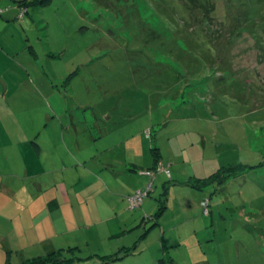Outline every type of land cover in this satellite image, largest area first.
<instances>
[{
  "label": "rangeland",
  "instance_id": "rangeland-1",
  "mask_svg": "<svg viewBox=\"0 0 264 264\" xmlns=\"http://www.w3.org/2000/svg\"><path fill=\"white\" fill-rule=\"evenodd\" d=\"M19 2L18 25L32 47L22 63L33 87L22 90H37L24 99L18 89L17 108L27 114L19 119L37 120L42 97L50 93L54 122L73 117L78 151L104 150V158L122 152L117 138L137 132L136 144L143 139L147 152L152 146L162 152L143 200L148 204L165 200L158 178L166 182L167 170L172 180L194 181L240 166L204 190L208 215L196 207V189L166 183L173 207L164 216L213 218V264H264V0ZM0 9L4 22L7 11L15 12L14 1L0 0ZM32 16L38 31L27 24ZM19 33L9 26L3 35L16 39ZM27 100L35 112L25 111ZM89 122L103 130L94 142ZM24 141L36 152L32 139ZM149 183L130 194L133 202ZM92 231L101 237L81 229L69 243L86 248L89 238L91 246L100 244L101 238L88 236Z\"/></svg>",
  "mask_w": 264,
  "mask_h": 264
},
{
  "label": "crops",
  "instance_id": "crops-1",
  "mask_svg": "<svg viewBox=\"0 0 264 264\" xmlns=\"http://www.w3.org/2000/svg\"><path fill=\"white\" fill-rule=\"evenodd\" d=\"M13 1L15 12L7 11L4 22V15L0 18V264H6L7 257L9 264H24L58 250L66 252L69 248H77L79 255L88 257L79 264H159V258H164L166 264L215 263V256L209 257L217 252L213 242V218L201 215L178 217V212L168 219L164 215L173 203L166 200L165 208L157 217L159 224H151L153 218L149 215L158 211L159 200L152 204H148L149 200L143 201L137 207L138 211L129 208L127 196L142 189L149 180L140 171L154 168L156 157L162 163L161 148H158L157 156L153 146L147 152L142 148L143 139L137 144L133 141L137 133L134 131L125 138H117L122 152L116 156L104 158V150L81 154L78 151L80 142L75 141L78 132L72 129L75 126L73 117H68L69 123L54 122L56 116L50 109V93L42 97L39 106L42 120L38 113L37 120L32 123L19 119L18 115L27 114L17 108L18 89L24 99L31 98L32 91L36 94L37 90L33 89L31 93L22 90L26 89L25 85L32 86L22 63L23 55H30L31 46L24 40L25 32L18 25L23 26L17 15L21 3ZM30 20L27 24L32 22L38 31L37 20L33 16ZM9 26H14L20 36L14 39L3 35ZM29 101L24 104L29 108L25 111L35 112ZM87 124L90 142L103 135L99 125ZM83 131L87 135L84 126ZM22 138L32 139L30 144L36 152ZM27 157H30L28 162ZM3 161L8 169L4 168ZM169 176L172 177L170 173ZM26 180H31L28 185L24 184ZM158 180L163 192L165 181H160V177ZM206 187L196 189L199 197L196 207L200 209L201 201L206 198L203 193ZM170 191L168 188V194ZM186 205L180 203L184 209ZM148 221L150 225H147ZM81 229L98 230L101 237L95 236L93 231L88 236L101 238V243L91 246L90 239L86 238V248L80 242L70 244ZM138 238L141 239L136 251L122 255V249L134 244ZM113 254L119 258L105 259Z\"/></svg>",
  "mask_w": 264,
  "mask_h": 264
},
{
  "label": "trees",
  "instance_id": "trees-1",
  "mask_svg": "<svg viewBox=\"0 0 264 264\" xmlns=\"http://www.w3.org/2000/svg\"><path fill=\"white\" fill-rule=\"evenodd\" d=\"M41 3H43V1ZM30 51H32V47L30 48ZM152 150H153V153L156 156L159 155L158 148L153 147ZM156 158H158V157H156ZM239 167L240 166L230 165V166H227V167H225V168H223L221 170H218L215 173L210 174L209 176L202 177V178H196L194 181H187V182L186 181H175V180L170 179V177H169V179L166 182H164V184L165 183L169 184V182H170V183H173V184L187 185V186H190L191 188L201 190L204 187H206L207 185H209L211 183H215L214 179H217L221 175L223 177L224 174H229L230 172L235 171ZM152 169L148 170L150 174H146L145 173L146 170H141L140 171V173L142 175H146V176H148L150 178L151 189L153 187V180L155 178V172L153 173ZM164 184H163L164 189H163L162 193L165 196V200L161 201L159 198H157V200H159L161 203L159 205L158 211L155 214H153L152 216L149 215V217L153 218V221H152L151 224H159L158 221H157V217L159 216V213H161V211L165 208V201L167 200V195H168V187H167V184L166 185H164ZM151 189L148 190L147 194L144 197H147L149 195ZM129 196H131V195L127 196L128 205H129ZM144 197H143V200H144ZM205 199L206 198H204L203 200H205ZM209 205H210V201H209ZM139 206H138V208H139ZM135 208H137V207H135ZM130 209H134V208H130ZM202 211H203V214H205L203 206H202ZM209 213H210V210H208L205 215H208ZM142 236H144V234H142L141 237ZM138 239H137V241L134 244H132L128 248L122 249L123 250V251H121L122 255H128V254H131L133 251H136L141 238H138ZM78 251H79V249H77V248H69V249H67L66 252L58 250L57 252H52L51 254H48L46 256L37 257L34 260H27L26 262H24V264H79L81 261L87 260L88 257L85 258V257L79 256L78 254H79L80 251L79 252ZM118 258L119 257H118L117 254H113V255H110V257H108V258L106 257L105 259H107V260H116ZM100 259H104V258L100 257ZM105 259L103 261H105ZM158 262H159V264H166V260L164 258H159ZM6 264H9L8 257L6 258Z\"/></svg>",
  "mask_w": 264,
  "mask_h": 264
},
{
  "label": "built area",
  "instance_id": "built-area-1",
  "mask_svg": "<svg viewBox=\"0 0 264 264\" xmlns=\"http://www.w3.org/2000/svg\"><path fill=\"white\" fill-rule=\"evenodd\" d=\"M0 12H1V9H0ZM146 174H150L149 173V171H146L145 172ZM149 189H151V183H149V185L147 186V188L142 192V191H138V193L141 195L139 198H137V202L135 201V202H133L132 200H133V196L135 195H132V196H129V206L131 207V208H133V207H136V206H138V205H140L141 204V202H142V200H143V197L147 194V192H148V190ZM135 200H136V198H134ZM201 204H202V206H203V209H204V212H205V214L207 213V207H208V204H209V202H204V201H202L201 202Z\"/></svg>",
  "mask_w": 264,
  "mask_h": 264
},
{
  "label": "clouds",
  "instance_id": "clouds-1",
  "mask_svg": "<svg viewBox=\"0 0 264 264\" xmlns=\"http://www.w3.org/2000/svg\"><path fill=\"white\" fill-rule=\"evenodd\" d=\"M2 12V11H1ZM1 12H0V14H1ZM167 174L169 175V171L167 170ZM151 183V182H150ZM143 201V200H142ZM202 202V201H201ZM142 203V202H141ZM141 205V204H140ZM202 205V204H201ZM139 206V205H138ZM138 206H136V207H138ZM129 208H131L130 206H129ZM133 208H135V207H133Z\"/></svg>",
  "mask_w": 264,
  "mask_h": 264
}]
</instances>
